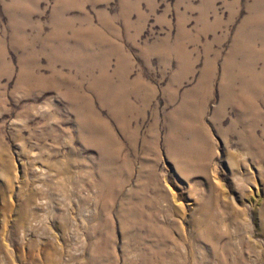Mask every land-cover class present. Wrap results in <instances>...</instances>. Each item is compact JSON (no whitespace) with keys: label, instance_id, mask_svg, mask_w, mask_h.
<instances>
[{"label":"rangeland","instance_id":"374dc122","mask_svg":"<svg viewBox=\"0 0 264 264\" xmlns=\"http://www.w3.org/2000/svg\"><path fill=\"white\" fill-rule=\"evenodd\" d=\"M0 264H264V0H0Z\"/></svg>","mask_w":264,"mask_h":264},{"label":"bare ground","instance_id":"6f19581e","mask_svg":"<svg viewBox=\"0 0 264 264\" xmlns=\"http://www.w3.org/2000/svg\"><path fill=\"white\" fill-rule=\"evenodd\" d=\"M92 127L95 129V131L103 134L104 138H109L108 132L110 131V129L105 123L101 122L96 115L93 116ZM106 129L108 130V132L106 131Z\"/></svg>","mask_w":264,"mask_h":264}]
</instances>
